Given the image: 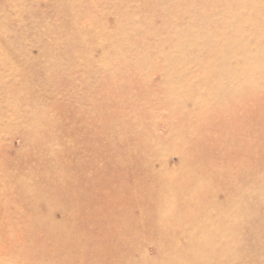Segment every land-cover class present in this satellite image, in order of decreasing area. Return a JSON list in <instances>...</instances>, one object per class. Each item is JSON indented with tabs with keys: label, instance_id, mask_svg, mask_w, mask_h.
<instances>
[{
	"label": "rangeland",
	"instance_id": "obj_1",
	"mask_svg": "<svg viewBox=\"0 0 264 264\" xmlns=\"http://www.w3.org/2000/svg\"><path fill=\"white\" fill-rule=\"evenodd\" d=\"M0 264H264V0H0Z\"/></svg>",
	"mask_w": 264,
	"mask_h": 264
},
{
	"label": "bare ground",
	"instance_id": "obj_2",
	"mask_svg": "<svg viewBox=\"0 0 264 264\" xmlns=\"http://www.w3.org/2000/svg\"><path fill=\"white\" fill-rule=\"evenodd\" d=\"M50 51V50H49ZM52 53V52H51ZM50 53V54H51ZM55 55V54H54ZM90 92V91H89ZM220 103V102H219ZM231 104V103H230ZM232 105V104H231ZM97 106V105H96ZM101 107V106H100ZM135 113V112H134ZM115 115V114H114ZM117 116V115H116ZM93 118V117H92ZM98 120V119H97ZM184 120H185V118H184ZM209 124V123H208ZM213 125H214V123H213ZM149 126V125H148ZM215 126V125H214ZM88 128V127H87ZM151 129V128H150ZM90 130V129H89ZM103 130V129H102ZM152 130V129H151ZM59 131V130H58ZM87 136V135H86ZM84 138V137H83ZM233 138V137H232ZM79 142V141H78ZM96 144V143H95ZM120 146V145H119ZM84 150V149H83ZM104 150V149H103ZM73 153V152H72ZM238 153V152H237ZM240 154V153H239ZM106 157V156H105ZM31 160V159H30ZM104 163V162H103ZM74 167V166H73ZM76 171V170H75ZM93 172V171H92ZM91 173V172H90ZM95 174V173H94ZM113 174V173H112ZM154 178H156V177H154ZM101 182V181H100ZM72 183V182H71ZM71 185V184H70ZM64 187V186H63ZM95 188V187H94ZM109 193V192H108ZM68 194V193H67ZM81 194V193H80ZM64 196H65V194H64ZM191 198V197H190ZM43 200V199H42ZM80 201V200H79ZM69 202V201H68ZM54 206V205H53ZM66 207V206H65ZM81 211V210H80ZM117 223V222H116Z\"/></svg>",
	"mask_w": 264,
	"mask_h": 264
}]
</instances>
